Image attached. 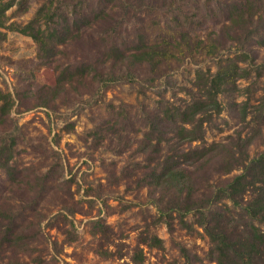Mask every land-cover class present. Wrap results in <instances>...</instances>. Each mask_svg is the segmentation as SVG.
Segmentation results:
<instances>
[{"label": "rangeland", "instance_id": "rangeland-1", "mask_svg": "<svg viewBox=\"0 0 264 264\" xmlns=\"http://www.w3.org/2000/svg\"><path fill=\"white\" fill-rule=\"evenodd\" d=\"M48 2L14 0L0 26V239L12 217L16 237L0 264H137L140 249V264H215L192 213V229L158 221L146 177L175 148L242 137L249 157L264 153V0H64L69 31L44 52L10 25ZM149 45L171 55L133 60ZM234 63L240 74L209 98L212 75ZM196 100L208 103L200 139L169 132L148 160L151 121ZM220 163L191 169L200 197L240 172Z\"/></svg>", "mask_w": 264, "mask_h": 264}, {"label": "trees", "instance_id": "trees-1", "mask_svg": "<svg viewBox=\"0 0 264 264\" xmlns=\"http://www.w3.org/2000/svg\"><path fill=\"white\" fill-rule=\"evenodd\" d=\"M13 2L14 0H0V26L5 25L6 10ZM63 5L64 0H49L27 24L20 26L13 23L10 26L31 35L39 43L40 49L46 52L48 45L59 36L60 31L65 30L66 34L69 31L71 21ZM146 47L132 54L133 60L155 61L158 56L171 55L165 50L157 51L154 46ZM123 57L128 58L129 55ZM238 68L237 63L219 67L209 80L208 97L216 100V94L240 74ZM103 73L98 72V75ZM108 74L114 79L112 73ZM123 74L125 73L116 74L115 78L122 79L125 77ZM207 108V101L196 100L183 109H168L161 116L157 115L143 139V150H148V160L153 159V153L160 152L169 132H174L182 143L200 139L198 132L201 131L205 118H208ZM249 142L247 138L238 137L229 144L230 147L222 145L219 150L220 146L214 144L209 147L189 150L175 148L161 152L164 155L160 169L154 168L149 177H146L147 184L153 186L155 193H158V196L155 195L158 221L172 227L173 219L178 218L183 227L188 229L193 228L194 222L201 226L211 244L209 258L215 264H264V153L249 157L246 149ZM2 154L0 148L1 161ZM213 157L221 162L219 166L225 172L234 168H239L240 172L226 183L215 186L206 197H200L190 171L198 164L209 163ZM190 213L195 216L193 223L186 219ZM6 216L4 214L2 218ZM13 221L12 217L6 224L0 246L16 239L11 237L13 228L10 225ZM143 242L159 248L163 246V240L157 235H147ZM143 259L142 250H137L133 260L140 264Z\"/></svg>", "mask_w": 264, "mask_h": 264}]
</instances>
